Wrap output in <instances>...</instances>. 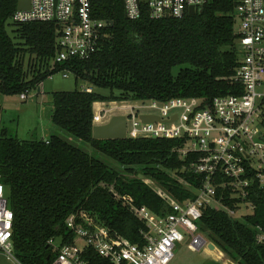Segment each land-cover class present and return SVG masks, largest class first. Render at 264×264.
I'll use <instances>...</instances> for the list:
<instances>
[{
	"label": "trees",
	"instance_id": "trees-1",
	"mask_svg": "<svg viewBox=\"0 0 264 264\" xmlns=\"http://www.w3.org/2000/svg\"><path fill=\"white\" fill-rule=\"evenodd\" d=\"M91 1L94 17L109 23L100 49L87 59L58 63L57 22H17L18 0H0L1 93L22 95L60 72L93 88L55 91L52 101L53 123L87 142L92 152L59 135L20 139L0 123V182L15 214L13 244L22 264H51L56 254L51 238L73 243L71 215L81 222L86 215L113 234L144 244L147 223L134 206L163 216L172 211L163 193L179 202L195 197L200 179L186 167L190 160L179 153L178 139H94L96 101L197 97L209 104L245 89L234 79L241 59L235 43L237 0H209L181 18L152 19L144 8L137 20L126 17L124 0ZM222 193L229 207L239 208L230 191L219 189ZM249 200L256 207L243 219L207 207L199 224L229 256L242 264H264V244L256 238V226L264 228V189L253 185ZM84 258L88 264H112L92 247Z\"/></svg>",
	"mask_w": 264,
	"mask_h": 264
},
{
	"label": "built area",
	"instance_id": "built-area-1",
	"mask_svg": "<svg viewBox=\"0 0 264 264\" xmlns=\"http://www.w3.org/2000/svg\"><path fill=\"white\" fill-rule=\"evenodd\" d=\"M124 1L126 17L137 20L144 8L152 19L181 18L190 13L191 6L197 12L209 0ZM235 13L241 23L237 39L242 53L234 79L244 86L242 94L217 96L209 104L197 97L133 103L99 101L95 112V124L107 123L115 114L126 115L129 137L178 139L182 143L179 153L190 160L186 167L200 179L195 197L179 202L163 193L172 207L163 216L146 206H134L135 213L147 223L148 229L142 232L144 244L113 234L86 215L83 222L71 215L67 225L74 231L75 240L61 244L51 238L49 245L56 253L51 264H88L84 258L87 247L112 264H170L177 242L187 240L194 251L217 246L204 236L199 224L205 208L223 209L234 218L243 206L254 211L256 205L249 200L251 188L258 185L264 189V0H237ZM14 20L57 22L58 63L91 57L100 49L104 28L109 24L94 17L91 0H30L29 8H17ZM84 89L93 90L91 86ZM141 115L159 118L151 121L141 119ZM219 189L230 191L229 198L237 199L239 208L229 207L224 202L226 193L219 196ZM14 220L6 188L0 182V250L9 257L14 250ZM256 229L258 243L264 244V228ZM79 238L85 239L84 247L77 245Z\"/></svg>",
	"mask_w": 264,
	"mask_h": 264
},
{
	"label": "rangeland",
	"instance_id": "rangeland-1",
	"mask_svg": "<svg viewBox=\"0 0 264 264\" xmlns=\"http://www.w3.org/2000/svg\"><path fill=\"white\" fill-rule=\"evenodd\" d=\"M241 27L239 20H236V31ZM11 31V28H9ZM238 49L241 52V46L237 44ZM54 61L51 63L53 64ZM69 74V73H68ZM89 84L83 80L76 82V78L73 74H69L67 77L64 73H57L50 78H47L39 86L31 89L27 92L26 98H22L20 94H3L0 92V115L1 124L10 129L12 135L26 140H40L48 139L52 135H59L69 141L71 144L78 146L92 152L91 146L84 140L76 137L70 132L55 125L52 121L53 112V93L55 91L73 90L75 88H84ZM103 93H108L106 90H100ZM115 101V100H114ZM127 103L135 102L132 100L123 99ZM117 101L118 103L121 102ZM264 109V107H263ZM164 115V114H163ZM106 161L111 162L109 159ZM113 165V164H112ZM117 166V164L115 163ZM155 189L161 191V189L152 180L147 179ZM251 213L247 207H242L236 214L237 219H243L244 215ZM204 236L211 240L209 234ZM215 242V241H214ZM187 240L183 242H177L175 250V260L171 264H224V259L216 260L211 256H206L202 252L194 251L188 247ZM79 247H84L86 241L83 238H79L77 241ZM217 245V249L222 251V248ZM0 264H22L16 257V253L13 250L12 255H9L0 250ZM236 264H240L236 262Z\"/></svg>",
	"mask_w": 264,
	"mask_h": 264
},
{
	"label": "water",
	"instance_id": "water-1",
	"mask_svg": "<svg viewBox=\"0 0 264 264\" xmlns=\"http://www.w3.org/2000/svg\"><path fill=\"white\" fill-rule=\"evenodd\" d=\"M30 7V0H18V9H27ZM196 14V8L190 7V15ZM113 25V22H110ZM236 44L240 43V39H236ZM145 120H156L159 117L157 115H141V119ZM1 123V115H0ZM128 127H127V116L124 114H115L111 119L104 124H95L93 127V138L94 139H126L128 138ZM140 177L144 176L140 174ZM214 248V245H210Z\"/></svg>",
	"mask_w": 264,
	"mask_h": 264
},
{
	"label": "crops",
	"instance_id": "crops-1",
	"mask_svg": "<svg viewBox=\"0 0 264 264\" xmlns=\"http://www.w3.org/2000/svg\"><path fill=\"white\" fill-rule=\"evenodd\" d=\"M98 102L99 101H96L94 103V110H95V112L97 111V106L99 105ZM217 248L218 247L216 246L215 248H211V249H201L198 252H202L206 256H211L212 258H215L216 260L224 259V264H236V262H239L240 264H242L240 262V260L235 259V258L229 256L223 250L221 251V250H219ZM174 260H175V256H174V258H173L172 261H174ZM172 261H171V263H172Z\"/></svg>",
	"mask_w": 264,
	"mask_h": 264
},
{
	"label": "bare ground",
	"instance_id": "bare-ground-1",
	"mask_svg": "<svg viewBox=\"0 0 264 264\" xmlns=\"http://www.w3.org/2000/svg\"><path fill=\"white\" fill-rule=\"evenodd\" d=\"M98 107V106H97Z\"/></svg>",
	"mask_w": 264,
	"mask_h": 264
}]
</instances>
